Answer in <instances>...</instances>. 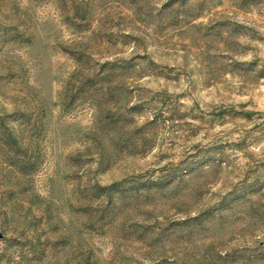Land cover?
I'll use <instances>...</instances> for the list:
<instances>
[{
	"label": "rangeland",
	"instance_id": "obj_1",
	"mask_svg": "<svg viewBox=\"0 0 264 264\" xmlns=\"http://www.w3.org/2000/svg\"><path fill=\"white\" fill-rule=\"evenodd\" d=\"M0 264H264V0H0Z\"/></svg>",
	"mask_w": 264,
	"mask_h": 264
}]
</instances>
